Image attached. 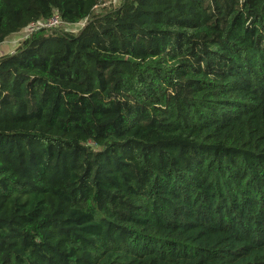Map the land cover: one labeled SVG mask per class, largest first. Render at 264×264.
<instances>
[{"label":"trees","instance_id":"obj_1","mask_svg":"<svg viewBox=\"0 0 264 264\" xmlns=\"http://www.w3.org/2000/svg\"><path fill=\"white\" fill-rule=\"evenodd\" d=\"M0 0V264H264V0Z\"/></svg>","mask_w":264,"mask_h":264},{"label":"built area","instance_id":"obj_2","mask_svg":"<svg viewBox=\"0 0 264 264\" xmlns=\"http://www.w3.org/2000/svg\"><path fill=\"white\" fill-rule=\"evenodd\" d=\"M79 24H80V28L79 29H74L73 30L74 32H77L80 29H82L85 26V24H86V20L85 21H81V22H79L77 24H66L62 20L61 16L58 13H55L49 19L39 20L37 22H33V23L29 24L22 32L18 33L14 37H16V41L17 42L21 43L25 39L29 38L33 33L37 32L39 30H42V29H51V28L60 27L62 25H69V26L75 27L76 25H79Z\"/></svg>","mask_w":264,"mask_h":264},{"label":"rangeland","instance_id":"obj_3","mask_svg":"<svg viewBox=\"0 0 264 264\" xmlns=\"http://www.w3.org/2000/svg\"><path fill=\"white\" fill-rule=\"evenodd\" d=\"M123 0H103L101 5L99 6V8L97 9V12H100L101 10H103L105 7H118ZM80 28V24L76 25L75 27L69 26V25H62L59 27V29H65L68 31H73L74 29H79ZM4 43H9V49L5 52V53H12V50L14 51L18 45L20 44V42L16 41V37H11L9 38L6 42ZM1 47V46H0Z\"/></svg>","mask_w":264,"mask_h":264},{"label":"crops","instance_id":"obj_4","mask_svg":"<svg viewBox=\"0 0 264 264\" xmlns=\"http://www.w3.org/2000/svg\"><path fill=\"white\" fill-rule=\"evenodd\" d=\"M9 43H2V44H0V56L1 55H4V54H7V53H5L8 49H9V45H8ZM12 52H13V50H12Z\"/></svg>","mask_w":264,"mask_h":264}]
</instances>
